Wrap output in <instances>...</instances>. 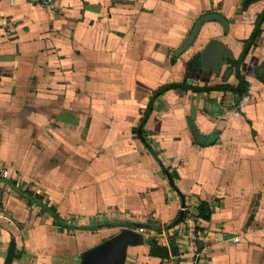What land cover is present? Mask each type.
Wrapping results in <instances>:
<instances>
[{"label": "crops", "instance_id": "obj_1", "mask_svg": "<svg viewBox=\"0 0 264 264\" xmlns=\"http://www.w3.org/2000/svg\"><path fill=\"white\" fill-rule=\"evenodd\" d=\"M263 13L264 0H0V264L12 240L13 264H79L122 229L144 230L125 264H264V22L236 66ZM209 14L228 33L206 23L178 56ZM211 41L233 54L219 73L190 65ZM239 73L246 94L168 91L142 124L161 87L237 88Z\"/></svg>", "mask_w": 264, "mask_h": 264}, {"label": "water", "instance_id": "obj_2", "mask_svg": "<svg viewBox=\"0 0 264 264\" xmlns=\"http://www.w3.org/2000/svg\"><path fill=\"white\" fill-rule=\"evenodd\" d=\"M219 22L228 33V22L220 15L209 14L200 17L184 45L178 50L180 56L187 51L199 36L204 24ZM224 58H233L232 52L222 41H211L202 51L192 57L191 64L194 68L219 73ZM141 134V131H139ZM144 245L142 233L132 229H122L110 239L84 251L80 255L79 264H125L129 248ZM16 254V242L12 240L4 264H13Z\"/></svg>", "mask_w": 264, "mask_h": 264}, {"label": "trees", "instance_id": "obj_3", "mask_svg": "<svg viewBox=\"0 0 264 264\" xmlns=\"http://www.w3.org/2000/svg\"><path fill=\"white\" fill-rule=\"evenodd\" d=\"M263 22H264V13L259 17L254 33L252 34L250 40H248L246 42L244 51H243L239 61L236 63V66L238 68L241 66L246 55L248 54V52L252 48L255 39L260 35V32H261L260 27H261ZM258 77H259L260 81L262 83H264V68H262V69L260 68L258 70ZM238 81H239V84H238L237 88H232V87H228V86H216L213 88H208V87L200 88V87H195V86L189 85L186 82L180 83V84H170V85L163 86L156 92V94L151 99L149 107H148V109H147V111H146V113L142 119V124L144 125L146 123L147 118L152 111V107H153V103H154L155 99H157L159 96H161L162 94H164L168 91L176 90V91H181V92H187V91H194V92L207 91V92H210L213 90H226V91H230L233 93H237L238 95L242 96V95L246 94L248 91V83L246 82L245 78L240 73L238 74ZM150 153L154 156V158L159 163L161 162L159 160L158 156L155 154V152L151 148H150ZM49 211L54 216V218L58 221V223L60 225H64V223L61 221L59 216L54 211H52V210H49ZM211 213H212V211L210 210V207L208 204H206V203L200 204V206H199V218L200 219L209 220ZM81 229H83V230H96V228H81ZM158 250H163L165 252V254H159ZM172 253L176 254V255L178 253L177 247H176L174 242H172ZM151 254L154 256L162 255L161 257L164 258L167 255V250L156 248L155 244H152L151 245Z\"/></svg>", "mask_w": 264, "mask_h": 264}, {"label": "built area", "instance_id": "obj_4", "mask_svg": "<svg viewBox=\"0 0 264 264\" xmlns=\"http://www.w3.org/2000/svg\"><path fill=\"white\" fill-rule=\"evenodd\" d=\"M44 1L48 7L52 8L54 6V0H44ZM2 24H3V26H8L7 21H3ZM0 176L4 180H8L11 178L10 171H8V170L1 172ZM139 232L143 233L144 231H143V229H140ZM182 232H184V227L182 229ZM191 235H193V232ZM234 242H239V238H236L234 240ZM163 264H179V263H178L177 258H171L170 260L165 261ZM192 264H207V263L203 262L201 255L199 253H197L195 255L194 259L192 260Z\"/></svg>", "mask_w": 264, "mask_h": 264}, {"label": "rangeland", "instance_id": "obj_5", "mask_svg": "<svg viewBox=\"0 0 264 264\" xmlns=\"http://www.w3.org/2000/svg\"><path fill=\"white\" fill-rule=\"evenodd\" d=\"M121 231V230H120ZM120 231H118V233L120 232ZM144 231V230H143ZM144 233V232H143Z\"/></svg>", "mask_w": 264, "mask_h": 264}]
</instances>
